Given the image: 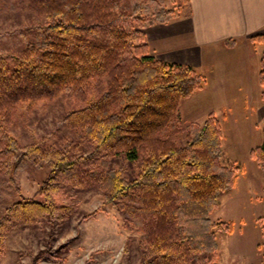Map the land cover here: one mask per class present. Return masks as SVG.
<instances>
[{"label":"trees","instance_id":"trees-1","mask_svg":"<svg viewBox=\"0 0 264 264\" xmlns=\"http://www.w3.org/2000/svg\"><path fill=\"white\" fill-rule=\"evenodd\" d=\"M10 4L39 21L25 26L31 39L23 49L0 51V171L11 190H18L16 172L28 163L47 171L37 189L41 199L21 197L5 211L23 219L42 210L52 224L64 188H96L137 234L139 264H218L216 234L231 232L232 222L209 214L242 168L224 155L213 111L180 125V102L203 87L204 77L189 64L160 59L145 34L152 24L188 16L189 0ZM248 40L261 46L257 76L264 97V32ZM61 93L74 104L64 116L74 137L22 148L13 133L21 109ZM262 136L250 156L264 193V122ZM257 220L264 255V216ZM2 228L0 220V242ZM53 252L47 241L28 264H42Z\"/></svg>","mask_w":264,"mask_h":264},{"label":"rangeland","instance_id":"rangeland-1","mask_svg":"<svg viewBox=\"0 0 264 264\" xmlns=\"http://www.w3.org/2000/svg\"><path fill=\"white\" fill-rule=\"evenodd\" d=\"M13 2L16 0H0V51L4 53L23 49L31 39L25 26L39 21L26 8H12ZM260 49V45H255L252 57L256 58ZM219 66L216 60L211 65L202 62L193 66L203 75L204 83L201 89L180 102V125L200 122L213 111L220 118L224 155L242 168L232 187L218 197L216 207L209 214L213 221L232 222L231 232L216 234L218 264H264V255L257 247L260 240L257 219L264 216L262 177L250 156L251 148L263 137L264 97L259 85L258 90L251 89L256 77L246 74L244 67L235 73H225L223 66ZM72 107L71 97L61 93L29 110L22 108L13 130L18 144L28 148L33 143H49L55 138L72 139L74 134L64 122ZM25 167L15 175L18 190L9 189L8 177L0 171V220L3 222L0 264H28L47 241L54 252L42 264H139L137 234L130 233L121 224L119 213L102 201L96 188H64V193L58 194L63 208L55 212L52 224L42 210H34L23 219L5 211L4 207L18 198H42L37 189L47 170L32 163Z\"/></svg>","mask_w":264,"mask_h":264},{"label":"crops","instance_id":"crops-1","mask_svg":"<svg viewBox=\"0 0 264 264\" xmlns=\"http://www.w3.org/2000/svg\"><path fill=\"white\" fill-rule=\"evenodd\" d=\"M189 5L188 16L146 28L149 49L162 60L195 67L216 60L225 73L244 67L256 77L251 89L258 90L259 55L252 57L255 45L248 37L264 32V0H189Z\"/></svg>","mask_w":264,"mask_h":264}]
</instances>
